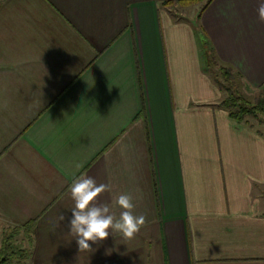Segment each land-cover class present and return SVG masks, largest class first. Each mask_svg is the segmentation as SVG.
<instances>
[{"label": "crops", "instance_id": "0c3cea01", "mask_svg": "<svg viewBox=\"0 0 264 264\" xmlns=\"http://www.w3.org/2000/svg\"><path fill=\"white\" fill-rule=\"evenodd\" d=\"M259 2L0 0V233L28 264H264V124L219 107L204 48L264 93ZM80 176L139 232L79 251Z\"/></svg>", "mask_w": 264, "mask_h": 264}, {"label": "clouds", "instance_id": "9594fccd", "mask_svg": "<svg viewBox=\"0 0 264 264\" xmlns=\"http://www.w3.org/2000/svg\"><path fill=\"white\" fill-rule=\"evenodd\" d=\"M257 13L258 19L264 21V0H260ZM107 188V185H97L93 178L85 176L75 178L70 185L74 207L71 209L68 233L76 240L79 251L91 250V244L106 240L110 234L109 229L130 239L146 222L144 215L133 214L134 205L130 195L121 194L115 200V204L121 209L118 218L111 213L108 204H94ZM64 219L61 215L60 220Z\"/></svg>", "mask_w": 264, "mask_h": 264}, {"label": "trees", "instance_id": "16d2710c", "mask_svg": "<svg viewBox=\"0 0 264 264\" xmlns=\"http://www.w3.org/2000/svg\"><path fill=\"white\" fill-rule=\"evenodd\" d=\"M211 1L209 0V2ZM204 48L207 60L205 69L220 90L226 93V98L219 107L227 110L237 121L251 116L264 123V93H259L254 100L247 98L232 69L218 63L207 44ZM19 232L20 230L17 228L4 232L0 245V264H28L29 251L15 241Z\"/></svg>", "mask_w": 264, "mask_h": 264}, {"label": "rangeland", "instance_id": "374dc122", "mask_svg": "<svg viewBox=\"0 0 264 264\" xmlns=\"http://www.w3.org/2000/svg\"><path fill=\"white\" fill-rule=\"evenodd\" d=\"M188 9H184V8H181V7H175V6H173L172 7V11H173V14H175L176 15V17H178V18H182V17H186V16H188V13L187 12H189V11H187ZM193 14H195L197 11H198V8H196V7H192V8H190L189 9ZM190 15H192L191 13H190ZM255 99V98H254ZM253 98L251 99V100H254ZM256 119V118H255ZM257 120H259V119H257ZM260 121V120H259ZM261 122V121H260ZM262 124H264L263 122H261ZM3 234L4 233H0V245L2 244V240H3ZM19 235V234H18ZM18 235L16 236V238H15V241H16V243L18 244V240H17V237H18Z\"/></svg>", "mask_w": 264, "mask_h": 264}]
</instances>
